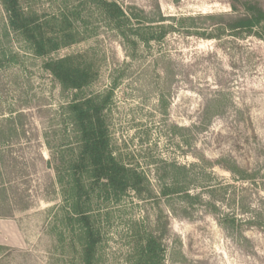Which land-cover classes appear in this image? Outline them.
I'll return each mask as SVG.
<instances>
[{
  "label": "rangeland",
  "instance_id": "374dc122",
  "mask_svg": "<svg viewBox=\"0 0 264 264\" xmlns=\"http://www.w3.org/2000/svg\"><path fill=\"white\" fill-rule=\"evenodd\" d=\"M258 1L264 7V0ZM26 2L22 0L24 5ZM118 2L123 8L146 12L158 5L167 17L229 11L227 0ZM36 8L54 10L47 5ZM4 16L0 4V36ZM5 46L17 50L12 42ZM87 50L95 54L100 67L89 89L93 93L108 89L114 66L128 62L125 75L114 89L108 114L113 146L124 163L142 171L155 191L165 164L184 167L179 178L189 184L191 194L199 193L205 201L213 199L220 213L242 219L257 214L264 222V38L237 39L228 35L215 40L171 32L131 61L118 39L101 31L98 37L62 48L52 56ZM23 59L22 67L0 68L3 116L18 109L34 112L37 107L55 106L60 101L51 77L40 68L41 60L28 54ZM204 111L211 116L206 124L202 123ZM34 121L42 131L36 115ZM18 146L24 147L25 143L21 141L14 148ZM41 152L48 158L43 142ZM216 160L255 177L252 181L241 179L216 165ZM29 193L35 196L32 207L9 218L25 237L24 245H5L7 249L0 251V264H58L54 240L46 233V225L49 209L60 203V196L53 195L48 201L41 193L35 195L33 188ZM222 197L224 201H219ZM151 202L138 200L131 193L115 209L102 246L104 264H128V225L147 214L152 221ZM237 203L243 205L245 213L238 211ZM169 204L165 205L164 200L160 204L162 209L170 206L175 212L170 214L166 209L170 235L165 264H264L263 229L251 227L238 237L235 230L220 225L203 207L189 208L188 216L183 217L178 197ZM13 236L8 229L0 228V244L12 241L16 245Z\"/></svg>",
  "mask_w": 264,
  "mask_h": 264
},
{
  "label": "trees",
  "instance_id": "16d2710c",
  "mask_svg": "<svg viewBox=\"0 0 264 264\" xmlns=\"http://www.w3.org/2000/svg\"><path fill=\"white\" fill-rule=\"evenodd\" d=\"M27 1L24 5L22 0H0L5 14L0 68L22 67L27 54L39 58L40 68L51 77L60 101L55 106L37 107L34 112L18 109L7 116L0 114V218H13L16 212L31 208L35 197L29 193L32 188L35 195L41 193L48 201L58 194L60 203L49 209L46 225V233L54 240L53 253L58 264H104L101 252L107 227L114 220L115 209L131 193L138 200H151L154 212L152 221L147 214L128 225V264H165L170 235L168 213L175 212L170 206L162 209V200L168 206L178 197L183 217L188 216L187 209L203 207L220 225L235 230L238 237L251 227L264 230V222L257 214L242 219L220 213L210 197L211 191L208 198L212 200L208 201L199 193L191 194L189 184L179 178L184 167L165 164L155 191L142 171L124 163L116 154L108 114L114 89L125 75L128 62L114 66L108 89L93 93L89 89L100 69L95 54L87 50L52 56L62 48L98 37L101 31L118 39L125 57L131 61L171 32L215 40L228 35L263 39L264 7L258 0H227L228 12L179 17L164 16L158 5L150 12L123 8L118 0ZM43 5L54 10L36 8ZM8 42L16 44L17 50L6 47ZM34 115L41 120L42 131ZM202 117L204 124L211 118L207 111ZM39 138L48 158L41 152ZM21 141L25 146L14 148ZM215 164L241 179L252 181L255 177L237 166H226L221 160ZM239 203L237 209L243 214L246 210ZM4 249L7 246L0 244V251Z\"/></svg>",
  "mask_w": 264,
  "mask_h": 264
},
{
  "label": "crops",
  "instance_id": "0c3cea01",
  "mask_svg": "<svg viewBox=\"0 0 264 264\" xmlns=\"http://www.w3.org/2000/svg\"><path fill=\"white\" fill-rule=\"evenodd\" d=\"M0 228L4 230L8 229L12 234H14L13 241L16 244V245H13L12 241H7V242L1 241L2 242L1 245H12V246H17V247H22L24 245L23 241H25V237L20 232L19 227L16 222L9 221V218L7 219L0 218Z\"/></svg>",
  "mask_w": 264,
  "mask_h": 264
}]
</instances>
